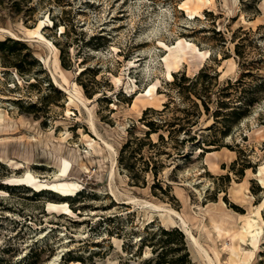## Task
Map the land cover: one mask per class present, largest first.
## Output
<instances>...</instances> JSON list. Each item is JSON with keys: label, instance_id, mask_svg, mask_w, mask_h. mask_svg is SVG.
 Segmentation results:
<instances>
[{"label": "rangeland", "instance_id": "rangeland-1", "mask_svg": "<svg viewBox=\"0 0 264 264\" xmlns=\"http://www.w3.org/2000/svg\"><path fill=\"white\" fill-rule=\"evenodd\" d=\"M40 20L58 49L57 80L86 107L53 83L38 59L50 54L46 45L0 33L7 41L0 47V264H208L178 223L143 200L178 212L214 262L228 264L225 245H238V229L217 237L211 217L224 229L264 220V0H0V27L18 33ZM178 42L209 54L188 49L173 82L163 58ZM151 84L158 95L143 109L137 96ZM166 103L162 114L149 115L176 123L140 142L144 110ZM183 118L197 121L190 133L178 131ZM90 119L117 151L115 195L112 160ZM191 135L216 145L177 149ZM59 149L88 167L84 173L72 163L69 176L81 185L75 195L6 184L27 173L38 183L52 180ZM63 200L71 213L46 212L48 201ZM261 237L240 243L247 264H264Z\"/></svg>", "mask_w": 264, "mask_h": 264}, {"label": "bare ground", "instance_id": "bare-ground-1", "mask_svg": "<svg viewBox=\"0 0 264 264\" xmlns=\"http://www.w3.org/2000/svg\"><path fill=\"white\" fill-rule=\"evenodd\" d=\"M198 1H204L206 3H210L211 0H198ZM187 12L189 11V7H187ZM189 15H196L195 12H189ZM45 25V22L43 20H40L39 23L36 25L35 28L27 29L25 27L20 26L18 28V33L14 32L10 28L0 27V33L7 34L8 36L18 39V40H24V41H31V42H37L40 44H44L48 47L50 54H47L45 56H42L38 54L39 61L44 65V67L48 70V72L51 75V78L53 80V83L56 87H58L60 90H62L65 94H67V97L70 102L81 104L82 106L86 107L84 101L77 95V93L72 90L69 86L63 85L57 80V73L59 69L58 62L56 55L58 53V49L52 44V42L48 39H46L40 29ZM62 28V27H61ZM168 53L164 56V64L166 67V77L169 80L173 79V70L178 67V65L181 62H185L187 59L188 49L195 52L197 55L202 56L203 58L206 57L209 52L208 51H202L198 49L195 45H192L191 43L182 44L181 42H178L176 46L168 47ZM53 54V57L51 56ZM156 84H151L146 91L141 92L138 94L137 98L141 100L143 109L145 107L152 106V103L156 99V96L158 93L155 91ZM135 104V103H134ZM133 104V105H134ZM2 113L0 112V126L2 124ZM91 127L94 131V133L97 135L99 140L102 142L104 147H101L100 150H104L108 152L111 160H112V168L109 173V184H110V191L112 194L115 195L114 190L112 188V183L115 179V173L113 165L115 163L114 156H116L117 151L113 147L112 144L108 143L107 141L103 140L96 132L95 126L93 123V120L90 119ZM96 143V141L93 139L92 142L89 143V145L93 148V145ZM61 149L57 150V153L60 154V161L58 163L59 172L56 173L52 180L48 181L47 183H38V180L34 178V176L27 173V175L24 178H18V179H11L6 184L10 185H27L30 187H34L36 191H42V190H49L53 191L54 193H57L61 197H68L75 195L80 189L81 185L79 184V181H77L75 178L70 177V171L74 164L78 165V167L84 172L88 173V167L86 164L76 161V158H74L73 162L71 160L62 157L61 155ZM11 168L14 170L19 171L21 168V165L17 162H11L10 163ZM262 172V169L258 171V174ZM73 179V180H72ZM260 182L264 184V179H260ZM3 192L0 189V193ZM138 199H128L126 200L127 203L136 202ZM143 205L145 207H151L154 211L161 212L162 215H166V219L169 220L172 223H178L182 229L183 233L187 236L190 244L196 251L207 261L208 264H216L214 260L209 256L206 249L202 246L199 239L192 233L190 227L188 226L187 221L184 217H182L178 212L173 210L172 208H167L159 204L152 203L147 200H143ZM264 206V201L261 205V207ZM46 212L49 213H58V214H68L71 213V208L69 206V203L66 200L63 201H48L45 207ZM210 222L212 223V227L214 228L215 232L217 233V237H222L223 233H225V236L229 235L231 231H234L238 229V231L235 233V235L238 237V245L236 247H229V244L225 245V248H227L229 254H230V261L228 264H247L244 261V258L241 257V247L240 243L247 240L248 237L251 238V242L253 244H256L262 239V234L264 232V220L260 219L259 216L258 219H251L247 221L245 224L240 225L239 227L235 225L226 226L225 229L222 227V223L219 221H216L214 217L212 216L210 219Z\"/></svg>", "mask_w": 264, "mask_h": 264}, {"label": "trees", "instance_id": "trees-1", "mask_svg": "<svg viewBox=\"0 0 264 264\" xmlns=\"http://www.w3.org/2000/svg\"><path fill=\"white\" fill-rule=\"evenodd\" d=\"M8 41L9 42H12V44H15V45L19 44V42L16 41V40H8ZM6 45H7V41L6 40L0 41V47H4ZM176 77L177 76L175 74H173V79H172L173 82L176 81V79H177ZM183 79L184 80L185 79L186 80H190V78H185V77H183ZM202 102L204 103V100H202ZM253 102H255V100L249 99L248 102H247V104L250 105V103H253ZM168 105L169 104L166 103L164 105V107L162 108V110H159V111L153 110L152 108H146L144 110V112L142 114V117H141V121L145 124V126L147 127V129L145 130V132H144L145 135L143 137H141V138L136 137L135 139H138L139 138L140 142H142L145 138H149L150 134H152V133H158L159 132V129L165 127L166 125L173 126V123H176V122H167L165 119L155 120V119H152L151 118V115H149V114H152V113L162 114V112H164L168 108ZM208 109L209 108L206 106V110L207 111H208ZM240 114L242 115L244 113H241L240 112ZM176 121H179V122H177V123H179L178 131L185 130V132H187V133H190L192 127L197 124V121L196 120H192V119H188V118H183L181 120L179 119V120H176ZM159 138L160 139H163V136L160 134L159 135ZM180 141H181L180 142L181 145H176L177 149H179V146L185 147V145L187 143H194V142L196 143V142H198L199 143V145H198L199 148L202 150V152H205V151L208 150V146H210V145H216V143H215L214 140H203L200 143L199 139H197L195 135L188 136L187 138H182V139H180ZM131 143H132V141L131 140H128L123 145V147L121 149V152H120V157H121L120 158V161L122 160V155L124 154V152L127 149L130 148ZM179 154L180 155H183L184 152H179ZM126 168H127L128 172L130 174L131 179L136 178V176H134L135 174H132L131 167L126 166ZM157 175H158L157 171L154 170L153 171V176H154L155 179H157ZM164 233L169 234L168 231H164ZM157 264H159V263H157Z\"/></svg>", "mask_w": 264, "mask_h": 264}]
</instances>
